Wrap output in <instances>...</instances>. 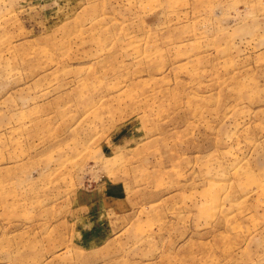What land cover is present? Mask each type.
<instances>
[{
  "label": "rangeland",
  "instance_id": "obj_1",
  "mask_svg": "<svg viewBox=\"0 0 264 264\" xmlns=\"http://www.w3.org/2000/svg\"><path fill=\"white\" fill-rule=\"evenodd\" d=\"M0 264H264V0H0Z\"/></svg>",
  "mask_w": 264,
  "mask_h": 264
}]
</instances>
